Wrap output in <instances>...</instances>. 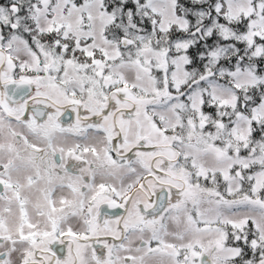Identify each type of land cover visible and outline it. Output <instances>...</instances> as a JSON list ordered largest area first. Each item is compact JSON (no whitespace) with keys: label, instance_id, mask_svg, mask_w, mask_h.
<instances>
[{"label":"snow or ice","instance_id":"snow-or-ice-1","mask_svg":"<svg viewBox=\"0 0 264 264\" xmlns=\"http://www.w3.org/2000/svg\"><path fill=\"white\" fill-rule=\"evenodd\" d=\"M0 264H264V0H0Z\"/></svg>","mask_w":264,"mask_h":264},{"label":"flooded vegetation","instance_id":"flooded-vegetation-1","mask_svg":"<svg viewBox=\"0 0 264 264\" xmlns=\"http://www.w3.org/2000/svg\"><path fill=\"white\" fill-rule=\"evenodd\" d=\"M121 211H122V210H121ZM117 214H119V213H117ZM57 250H58V253L61 252V249H60L59 246H57ZM97 250H98V252H99V251H101L102 249L100 248V246H97Z\"/></svg>","mask_w":264,"mask_h":264}]
</instances>
